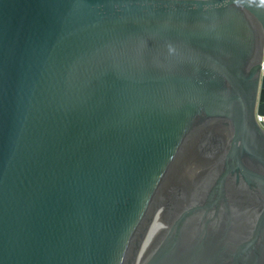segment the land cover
Returning <instances> with one entry per match:
<instances>
[{
    "label": "water",
    "instance_id": "1",
    "mask_svg": "<svg viewBox=\"0 0 264 264\" xmlns=\"http://www.w3.org/2000/svg\"><path fill=\"white\" fill-rule=\"evenodd\" d=\"M0 264H264V0H0Z\"/></svg>",
    "mask_w": 264,
    "mask_h": 264
}]
</instances>
